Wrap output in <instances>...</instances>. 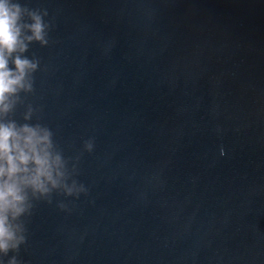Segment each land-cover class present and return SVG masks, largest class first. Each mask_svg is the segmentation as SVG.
<instances>
[{"label": "water", "instance_id": "1", "mask_svg": "<svg viewBox=\"0 0 264 264\" xmlns=\"http://www.w3.org/2000/svg\"><path fill=\"white\" fill-rule=\"evenodd\" d=\"M13 2L49 43L7 119L87 191L33 201L0 264H264V0Z\"/></svg>", "mask_w": 264, "mask_h": 264}, {"label": "clouds", "instance_id": "2", "mask_svg": "<svg viewBox=\"0 0 264 264\" xmlns=\"http://www.w3.org/2000/svg\"><path fill=\"white\" fill-rule=\"evenodd\" d=\"M47 15V10L0 0V254L3 256L17 252L25 243L22 218L31 215L33 201L51 203L53 191L59 189L69 196L87 191L83 185L66 183L65 161L56 150L48 127L7 119L21 102L20 93L33 90L32 74L39 61L22 54L33 41L42 46L49 43V25L43 19ZM10 61L14 68L9 67ZM32 111L29 106L25 121L31 119ZM93 146L91 140L85 142L88 151ZM7 264H18L16 256L8 259Z\"/></svg>", "mask_w": 264, "mask_h": 264}]
</instances>
